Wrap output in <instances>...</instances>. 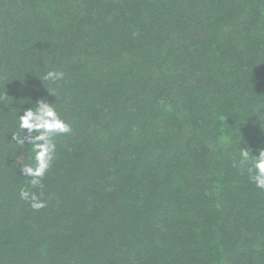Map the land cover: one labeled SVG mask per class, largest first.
<instances>
[{"label": "trees", "instance_id": "obj_1", "mask_svg": "<svg viewBox=\"0 0 264 264\" xmlns=\"http://www.w3.org/2000/svg\"><path fill=\"white\" fill-rule=\"evenodd\" d=\"M41 100L71 131L34 188ZM262 149L264 0H0V264H264Z\"/></svg>", "mask_w": 264, "mask_h": 264}, {"label": "clouds", "instance_id": "obj_2", "mask_svg": "<svg viewBox=\"0 0 264 264\" xmlns=\"http://www.w3.org/2000/svg\"><path fill=\"white\" fill-rule=\"evenodd\" d=\"M63 78L64 73L56 70H49L42 76L44 81L51 83ZM52 105L42 100L37 101L34 109L29 108L22 115L17 116L20 132L27 130L26 139L32 153L29 159L34 162L21 166L20 174L24 177H30L29 184L34 188L43 187L42 180L50 167V162L56 150L54 137L71 131L70 125L60 118ZM13 139L18 144L25 143L23 138L16 135L13 136ZM239 152L241 163L251 161L250 167H248L251 182L257 188L264 190V149L260 150L256 156H250L247 150H239ZM19 196L22 200L29 202L30 207L34 210H39L46 206L45 201L40 196L25 188L20 189Z\"/></svg>", "mask_w": 264, "mask_h": 264}]
</instances>
